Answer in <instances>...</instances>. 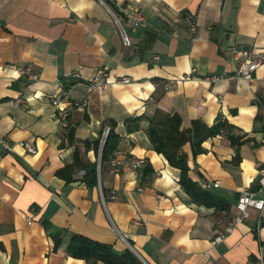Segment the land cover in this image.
I'll use <instances>...</instances> for the list:
<instances>
[{
	"label": "crops",
	"instance_id": "1",
	"mask_svg": "<svg viewBox=\"0 0 264 264\" xmlns=\"http://www.w3.org/2000/svg\"><path fill=\"white\" fill-rule=\"evenodd\" d=\"M125 5L142 12L143 25L125 22ZM263 45V0H0V264H86L66 252L73 234L118 253L130 248L144 264H264V209L250 208L248 219L210 243L264 164V66L250 77L234 73L237 56ZM99 67L132 81L89 90ZM74 70L80 80L70 103L85 105H69L70 126L62 129L50 99ZM212 74L223 77L210 81ZM165 115L166 135L185 136L177 152L188 175L220 180L208 190L223 208L194 203L179 169L154 149L150 119ZM219 120L228 128L194 153L197 137ZM107 125L118 136L116 164L112 152L101 162L95 144ZM129 157L144 163L133 169ZM98 159L97 183L89 185L85 169ZM65 166L69 179L56 174Z\"/></svg>",
	"mask_w": 264,
	"mask_h": 264
},
{
	"label": "built area",
	"instance_id": "2",
	"mask_svg": "<svg viewBox=\"0 0 264 264\" xmlns=\"http://www.w3.org/2000/svg\"><path fill=\"white\" fill-rule=\"evenodd\" d=\"M120 11L124 14L125 22L132 29H137L138 27L144 24V16L141 11L128 5L122 6L120 8ZM119 25L121 29L123 43L124 45L129 46L130 40L126 32L124 31L122 24L119 23ZM189 30L192 33L195 32L196 27L193 22L190 23ZM261 66H264V45L261 47L251 48L250 50L244 52L243 57L237 56L234 73L235 75L240 77H250L256 71V69H258ZM193 71H195L194 68L191 69V72ZM20 72L22 74H26L29 79H35L36 77L35 74L32 73L28 67H24L23 69H21ZM222 77H223L222 75L212 74L207 79H209L210 81H217ZM68 78L70 79V81L50 99L52 104L54 105L55 115L62 129H67L70 126L69 123L70 112L68 108L69 105L75 107H84L85 105V100H83V102L81 103H70V89L74 86V84L78 83V81L80 80L79 72L75 70L71 71L69 73ZM189 78H190V74L189 75L185 74L180 77L171 78L168 82V86L173 82L179 80H186ZM131 81H132L131 78L127 76L110 78L109 71L107 70V68L99 67L96 69L94 75H92L87 80L86 84L89 90H92V89H105L107 85L111 82L128 84ZM109 130L110 127L108 125L104 126L102 130V133L99 138L100 152L102 150L103 144L105 143ZM125 138L130 141L132 137L130 135H126ZM1 143L4 146V148L6 149L9 148L6 141L1 140ZM22 145L27 152L33 154L36 153V148L34 147L33 144L28 142H23ZM111 154H112V162L113 164H116L115 158L116 156L121 154V151L118 148H115ZM128 161L133 169L140 168L144 163V159L142 158L129 157ZM255 183H256L255 188L253 189L247 188L240 193L235 203V209L237 211L236 214L233 216V218L231 219L230 223L227 226L217 231V233L211 239L210 242L211 245H215L221 242L226 237V235L231 232L234 223L248 219L250 208H254L258 211H262L264 209V164H262L258 169L257 175L255 177ZM200 184L203 188L210 189L213 187H218L220 185V180L203 182ZM259 226H260V222L258 220L255 229H257Z\"/></svg>",
	"mask_w": 264,
	"mask_h": 264
},
{
	"label": "trees",
	"instance_id": "3",
	"mask_svg": "<svg viewBox=\"0 0 264 264\" xmlns=\"http://www.w3.org/2000/svg\"><path fill=\"white\" fill-rule=\"evenodd\" d=\"M168 115L164 116V120L154 122L150 119V125L147 129L148 137L153 144L154 149L161 153L168 163L179 169L178 183L182 189L189 195L191 200L196 204H202L207 207H215L216 209L223 208V201L214 196L208 189L203 188L200 183L193 180L188 175V164L186 159L178 155L177 149L179 145L185 140V136L182 134L179 141H175L171 134L166 135L167 125L171 124V119ZM137 118L133 119L136 120ZM175 121H178L174 118ZM228 123L224 121H217L212 126L208 127L207 132L200 137H197L194 141V153L201 151L200 143L206 137L214 135L220 132L222 129L228 128ZM118 136L115 134L110 126L105 143L101 150V162L107 158V156L115 149ZM232 143L238 142L239 138L230 136ZM98 146L99 141H97ZM69 166H65L56 171L58 176L69 179L67 172ZM84 180L87 184L93 185L97 183V166L96 163L88 165L85 169ZM44 226H47V222L43 221ZM61 230H56L51 236L54 241V249L60 242L59 233ZM66 252L74 257L83 258L86 264H95L98 260L103 261L105 264H144V262L131 250L125 248L122 252H115L109 243H104L90 239L80 234H73L70 241L67 244Z\"/></svg>",
	"mask_w": 264,
	"mask_h": 264
},
{
	"label": "water",
	"instance_id": "4",
	"mask_svg": "<svg viewBox=\"0 0 264 264\" xmlns=\"http://www.w3.org/2000/svg\"><path fill=\"white\" fill-rule=\"evenodd\" d=\"M99 168V161L97 162V170ZM140 258V257H139ZM141 259V258H140ZM142 260V259H141ZM143 261V260H142ZM144 262V261H143ZM145 263V262H144Z\"/></svg>",
	"mask_w": 264,
	"mask_h": 264
},
{
	"label": "rangeland",
	"instance_id": "5",
	"mask_svg": "<svg viewBox=\"0 0 264 264\" xmlns=\"http://www.w3.org/2000/svg\"><path fill=\"white\" fill-rule=\"evenodd\" d=\"M99 164H100V162H99Z\"/></svg>",
	"mask_w": 264,
	"mask_h": 264
}]
</instances>
